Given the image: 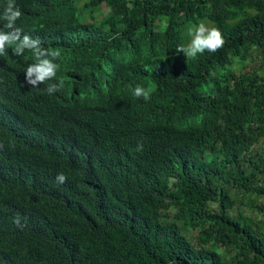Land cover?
I'll use <instances>...</instances> for the list:
<instances>
[{"label":"trees","instance_id":"1","mask_svg":"<svg viewBox=\"0 0 264 264\" xmlns=\"http://www.w3.org/2000/svg\"><path fill=\"white\" fill-rule=\"evenodd\" d=\"M16 4L64 86L0 57V264H264V0Z\"/></svg>","mask_w":264,"mask_h":264},{"label":"clouds","instance_id":"2","mask_svg":"<svg viewBox=\"0 0 264 264\" xmlns=\"http://www.w3.org/2000/svg\"><path fill=\"white\" fill-rule=\"evenodd\" d=\"M22 15L23 13L16 4V0H7L3 12L0 14V20L6 22L3 24V29H0V57L6 56L8 49H12L13 55L17 57L23 56L26 51L30 52L35 62L26 68L27 83L33 88H37L41 84L47 85L46 91L49 95H52L64 86V79L57 77L60 65L54 62L59 58L60 52L43 47L38 37L33 38L25 34L22 28L17 27V21ZM185 35L188 40L185 44L178 46L176 52L185 54L187 60L194 59L205 51L215 53L224 44L221 33L215 28L208 27L204 22L188 27L185 30ZM57 79H59L58 84L53 82ZM151 91V88L146 89L137 85L133 89V95L138 99L143 98L148 101ZM142 150L143 145L138 144L137 151ZM56 180L58 183L63 184L67 181V177L60 173L57 175ZM14 223L18 227H22L19 216L14 220Z\"/></svg>","mask_w":264,"mask_h":264},{"label":"rangeland","instance_id":"3","mask_svg":"<svg viewBox=\"0 0 264 264\" xmlns=\"http://www.w3.org/2000/svg\"><path fill=\"white\" fill-rule=\"evenodd\" d=\"M208 27H210V28H212V24L211 23H206V22H204ZM188 32H189V29H188ZM186 36V35H185ZM191 39V38H190ZM184 56V58L187 60V57L185 56V54L183 55ZM247 214H248V211H247ZM186 233H188L187 231H185ZM189 235H190V237L192 238V239H195V235H196V233L194 232V231H191L190 233H188Z\"/></svg>","mask_w":264,"mask_h":264}]
</instances>
